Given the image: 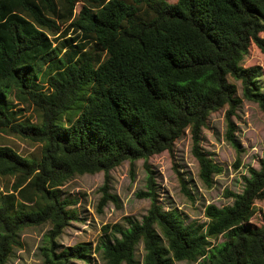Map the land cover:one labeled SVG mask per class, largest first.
Here are the masks:
<instances>
[{"label":"trees","instance_id":"trees-1","mask_svg":"<svg viewBox=\"0 0 264 264\" xmlns=\"http://www.w3.org/2000/svg\"><path fill=\"white\" fill-rule=\"evenodd\" d=\"M70 32L75 37L65 39ZM261 33L264 0H0V133L42 145L40 158L0 145V177L14 179L0 193V264L22 248L24 231L45 224L52 230L44 264H92L93 254L105 264H264V224L251 223L264 201V160L249 169L242 194L227 193L231 206L205 209L204 224L163 209L148 165L190 130L200 178L211 186L222 168L200 140L209 117L223 109L226 138L240 155L234 82L264 112L262 69L243 64L252 44L264 55ZM21 105L36 123L20 119ZM140 160L149 174L138 197L151 200L142 221L104 226L95 247L58 251L56 240L77 219L60 188L102 172L99 207L118 205L110 173L125 162L133 173Z\"/></svg>","mask_w":264,"mask_h":264},{"label":"rangeland","instance_id":"rangeland-1","mask_svg":"<svg viewBox=\"0 0 264 264\" xmlns=\"http://www.w3.org/2000/svg\"><path fill=\"white\" fill-rule=\"evenodd\" d=\"M176 3L177 0H168ZM81 6L77 7V12ZM66 27H62L63 32ZM75 37L70 32L65 39ZM264 39V33L260 34ZM245 68L260 67L262 78L260 83L264 93V55L252 44L249 54L244 60ZM238 88L237 97L241 100L236 113L231 117L234 125V139L241 148L240 155L227 140V109L212 114L203 128L200 140V150L214 164L222 168L221 174L212 175V184L207 186L200 178V165L193 154V140L190 130L176 141L172 152H164L151 157L148 165L155 179V191L160 205L165 211L175 209L185 220L186 224H204L208 220L205 209L214 205L222 208L231 206L233 200L227 193L242 194L245 188L244 177H249V169L259 170L264 160V112L259 105L243 99L242 86L234 82ZM22 110L21 120L29 119L36 123L37 119L32 109L18 106ZM0 145L14 149L23 157L40 158L41 144H34L21 137L0 133ZM240 166L236 168L237 161ZM148 171L144 160L135 163L134 172L131 164L123 163L110 173L109 193L118 198V205L108 202L100 209L102 189L106 183L104 173L95 175L76 176L70 179L61 189V198L74 202L69 210H75L77 219L70 222L63 235L56 240L58 251L73 248L80 244L97 245L107 225H121L128 228V220L141 222L150 209L151 200L141 199L139 193L147 192ZM14 179L0 177V193L11 191ZM190 193V196L186 192ZM256 214L251 223L254 226L264 224V201L255 204ZM52 230L50 224L31 228L21 235L22 248L14 250L7 264H44L43 249L47 245V237ZM224 242L220 237L216 243ZM136 257L142 260L143 246L137 249ZM92 264H105L95 254ZM71 264H86L75 261ZM176 264H189L187 262Z\"/></svg>","mask_w":264,"mask_h":264}]
</instances>
